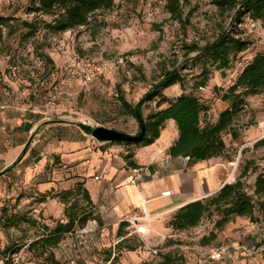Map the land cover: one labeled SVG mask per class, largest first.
Wrapping results in <instances>:
<instances>
[{
	"label": "rangeland",
	"instance_id": "rangeland-1",
	"mask_svg": "<svg viewBox=\"0 0 264 264\" xmlns=\"http://www.w3.org/2000/svg\"><path fill=\"white\" fill-rule=\"evenodd\" d=\"M35 1L0 0V20L7 22L0 26V111L36 116L44 136L60 130L67 133L71 126L86 133L83 125L137 136L139 123L123 100L136 107L171 71L179 72L185 83L166 90V100L173 102L182 94H193L208 108L203 125L215 124L229 108L221 100L222 94L264 54V20L254 23L247 14L240 25L238 8L223 13L215 5L220 0H116L112 9L96 14L88 26L62 34L46 28L54 17L28 12ZM173 1L178 2L176 16L169 9ZM27 23L39 28L30 39ZM224 31L251 45L232 57L229 70L217 71L197 61L191 48H204ZM204 70L210 74L208 86L196 89ZM247 101V108L224 136L225 154L210 161L193 163L169 157L168 150L178 140V129L170 122L153 146H110L139 153L144 161L157 152L152 165L155 177L166 179L159 184L174 188L166 166L173 171L176 184L190 188L193 195L199 188H207L205 198L235 183L248 170L243 181L258 204L263 201L255 195V185L257 178L264 176V146H260L264 140V89ZM159 104V99L145 102V119L168 106ZM58 193L44 197L37 187H30L21 192L7 188L0 194V256L8 258L2 264H55L30 252L29 246L41 238L44 228L53 229L59 221L66 223ZM178 210L160 218L141 214L138 220L125 219L129 227L121 247L118 229L105 234L86 229L66 236L54 250L55 260L57 264H110L107 259L112 253V259L117 258L115 264H159L163 255L173 253L183 264H264V223L259 207L251 218H234L221 229L217 228L220 215L206 216L198 228L187 232L169 227ZM203 238L210 240L206 247L202 246ZM216 249L226 252L224 259H211L210 251ZM245 249L261 251L250 255Z\"/></svg>",
	"mask_w": 264,
	"mask_h": 264
},
{
	"label": "trees",
	"instance_id": "trees-1",
	"mask_svg": "<svg viewBox=\"0 0 264 264\" xmlns=\"http://www.w3.org/2000/svg\"><path fill=\"white\" fill-rule=\"evenodd\" d=\"M115 2L116 0H36L28 12L54 17L53 22L47 24L46 28L53 33L62 34L88 26L96 14L112 9ZM215 5L223 13L238 8L236 19L240 25L243 23V17L247 14L251 16L254 23L264 20V0H220L216 1ZM169 9L173 15H179L177 1L171 2ZM0 23V26H4L7 22L0 20ZM25 25L29 31L27 34L29 39L35 37L39 32L36 25L29 23ZM250 45L249 42L224 31L214 42L208 43L204 48L193 45L191 52L196 53L195 59L204 61L205 66L210 65L217 71H227L231 67L232 57L246 52ZM209 75V72L204 70L194 87L196 89L206 88L210 81ZM184 83L185 79L179 72H168L161 82L150 91L148 94L150 97L147 100L159 99L160 107L165 104L168 106L152 114L148 119H145L143 115V105L146 101L142 100L136 107H132L123 100L124 107L138 123L136 110L141 105L139 115L145 122L147 136L135 144H142L143 147L153 146L160 140L161 132L165 129L166 124L174 122L178 129V140L168 150L169 157L186 159L193 163L222 157L226 152L225 134L232 130L237 118L247 108V99L259 95L264 89V54L258 55L243 70L236 83L222 94L221 100L229 104V108L220 114L215 124L203 125L202 117L208 108L193 94H182L173 102L166 100L164 96L166 90L176 85L183 86ZM260 146H264V140L261 141ZM134 157L135 154L131 152L124 156L127 167L135 171L142 169L134 162ZM247 171L235 183L226 184L215 195L188 203L180 208L173 216L169 227L175 232L191 231L198 228L206 216L218 214L221 216V220L217 223V228L221 229L234 218H251L257 207L260 208L264 223V176H259L256 181L255 195L263 198V201L257 204L246 191L243 180L247 176ZM56 198L64 206L66 223L59 221L53 229L44 228L41 238L29 246L30 252L39 253L40 257L46 256L47 261L55 264L57 262L54 250L61 245L65 237H73L78 232L85 230L90 222L99 220L95 215V205L85 182L78 181L70 190L58 193ZM128 227L129 225L125 221L119 225L117 237L122 240L118 244L119 247L124 246L127 241L125 229ZM212 238L215 239V236L213 235ZM209 244L210 240L203 238L202 246L206 247ZM127 249L135 251L134 248ZM116 261L117 258L112 259V253H110L107 262L115 264ZM159 264L183 263L177 260L173 253H168L163 255L162 262Z\"/></svg>",
	"mask_w": 264,
	"mask_h": 264
},
{
	"label": "crops",
	"instance_id": "crops-1",
	"mask_svg": "<svg viewBox=\"0 0 264 264\" xmlns=\"http://www.w3.org/2000/svg\"><path fill=\"white\" fill-rule=\"evenodd\" d=\"M42 126L31 114L0 111V194L7 188L21 192L37 187L45 196L70 190L83 181L99 219L90 222L86 229L99 234L117 230L129 217H164L207 196V188H199L193 195L190 188L178 186L173 171L166 166L163 167L169 179H173L174 188L159 184L166 179L155 177L152 165L157 152L145 161L139 153L135 154L134 162L145 176L134 184L135 170L127 167L123 148L101 144L74 126L67 133L60 130L44 136ZM169 189L172 196L163 197ZM181 193L186 195L175 199ZM56 204L60 203L56 200Z\"/></svg>",
	"mask_w": 264,
	"mask_h": 264
},
{
	"label": "water",
	"instance_id": "water-1",
	"mask_svg": "<svg viewBox=\"0 0 264 264\" xmlns=\"http://www.w3.org/2000/svg\"><path fill=\"white\" fill-rule=\"evenodd\" d=\"M150 96H147L143 102L147 101ZM139 105L137 107V117L140 123V133L137 136H130L127 134H123L114 130L104 129V128H92L86 125L82 126V129L88 134L91 135L93 139L101 144L106 143H114V144H123V145H131L135 143L141 142L147 136V128L145 122L143 121L142 117L139 115Z\"/></svg>",
	"mask_w": 264,
	"mask_h": 264
},
{
	"label": "built area",
	"instance_id": "built-area-1",
	"mask_svg": "<svg viewBox=\"0 0 264 264\" xmlns=\"http://www.w3.org/2000/svg\"><path fill=\"white\" fill-rule=\"evenodd\" d=\"M134 178H133V183L137 184L138 182L142 181L144 179V172L137 170L134 172ZM163 197H171L172 196V192L171 191H166L163 193L162 195ZM132 223H135V220L132 219ZM245 251H247L250 255L254 254V253H259L261 250H257L256 249H245ZM210 255H211V259L212 260H221L224 259L226 256V252L224 250L221 249H216V250H211L210 251ZM4 262H8V258H3L2 256H0V264L4 263Z\"/></svg>",
	"mask_w": 264,
	"mask_h": 264
}]
</instances>
